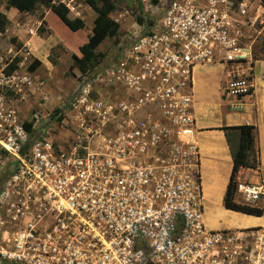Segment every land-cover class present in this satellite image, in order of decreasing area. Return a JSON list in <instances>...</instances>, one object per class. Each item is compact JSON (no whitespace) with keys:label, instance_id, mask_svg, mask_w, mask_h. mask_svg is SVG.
<instances>
[{"label":"built area","instance_id":"obj_1","mask_svg":"<svg viewBox=\"0 0 264 264\" xmlns=\"http://www.w3.org/2000/svg\"><path fill=\"white\" fill-rule=\"evenodd\" d=\"M140 3L119 56L80 84L68 137L33 135L4 96L15 70L0 69V149L14 162L0 264H264V226L206 224L193 102L206 65L227 69V95H250L264 0ZM235 193L255 206L264 184Z\"/></svg>","mask_w":264,"mask_h":264},{"label":"rangeland","instance_id":"obj_2","mask_svg":"<svg viewBox=\"0 0 264 264\" xmlns=\"http://www.w3.org/2000/svg\"><path fill=\"white\" fill-rule=\"evenodd\" d=\"M6 1L0 0L1 21H5L9 11ZM53 1L73 7L74 11L68 8L69 18L79 17L84 28L77 32L69 31L55 15L42 6L32 13L19 14L14 20H7L0 32V69H5L17 60L13 88L5 91L4 96L17 112L19 119H25L30 122L31 127H35L33 135H38L41 130H48L51 138L63 139L68 137L65 130L73 127L70 124L73 115L70 110L80 84L84 83V79L101 74L107 60L119 56L121 48L128 41L127 35L132 29V22L142 12L140 0H115L117 8L113 12V18L120 25L118 35L104 39L97 46L95 53L100 63L97 71L81 74L73 66L71 56L80 58L78 48L91 36L93 11L85 0ZM25 51L29 55L24 58ZM262 56L264 46L255 51L254 59ZM91 86L94 88L95 84L92 83ZM56 110L61 113L54 115ZM65 121L69 124L62 129L60 126ZM233 144H236L235 139ZM13 165L14 162L0 149V191ZM234 199L243 203L237 193L234 194ZM256 205L264 207V201L256 202Z\"/></svg>","mask_w":264,"mask_h":264},{"label":"crops","instance_id":"obj_3","mask_svg":"<svg viewBox=\"0 0 264 264\" xmlns=\"http://www.w3.org/2000/svg\"><path fill=\"white\" fill-rule=\"evenodd\" d=\"M8 8L5 22L23 14L14 8ZM67 8L74 11L73 7ZM92 14L95 18L94 11ZM110 18L116 21L113 13L110 14ZM227 73V69L221 65L199 66L194 70V116L196 142L201 158L205 220L208 228L214 230L262 227L264 217L223 207V196L229 181L232 160L221 128L251 125L256 129L254 158L258 165L256 169H240L237 182L251 185L264 184V56L255 59L253 89L248 96L233 98L224 92ZM231 105H238V108H232Z\"/></svg>","mask_w":264,"mask_h":264},{"label":"trees","instance_id":"obj_4","mask_svg":"<svg viewBox=\"0 0 264 264\" xmlns=\"http://www.w3.org/2000/svg\"><path fill=\"white\" fill-rule=\"evenodd\" d=\"M86 4L95 12L91 36L87 42L78 48L80 58L75 55L71 56L73 66L81 74L88 73L100 64L95 53L97 46L106 38L116 37L120 29V25L110 18V14L115 12L117 8L115 0H86ZM6 5L22 13H32L39 6H42L55 15L69 31L77 32L84 28L81 19L77 17L69 18V9L60 2H53L52 0H7ZM142 21L143 18L140 14L136 17V22L141 23ZM4 26L5 21L0 20V32L3 31ZM33 67H31V70ZM16 68L17 60L6 67V73L10 74ZM60 113L61 111L56 110L54 115ZM221 130L225 134L232 160L231 173L223 196V207L248 215L264 217V207L247 205L234 199L239 170L242 168L256 169L258 165L257 160L254 158L256 129L251 125H240L223 127ZM233 139H235L236 144H233Z\"/></svg>","mask_w":264,"mask_h":264}]
</instances>
